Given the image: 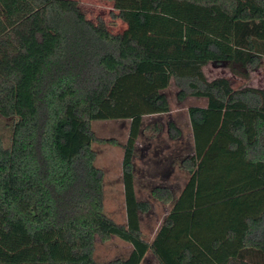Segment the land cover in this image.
Returning <instances> with one entry per match:
<instances>
[{
  "label": "trees",
  "instance_id": "16d2710c",
  "mask_svg": "<svg viewBox=\"0 0 264 264\" xmlns=\"http://www.w3.org/2000/svg\"><path fill=\"white\" fill-rule=\"evenodd\" d=\"M125 30L113 35L72 0H0V264H95L94 243L131 246L108 264H264V90L207 81L208 63L246 79L264 58V0H105ZM189 107L192 143L169 156L188 179L153 238L150 205L135 197L142 118ZM93 121H128L126 142L99 140ZM168 139L182 133L168 121ZM120 146L125 224L103 211V173L91 145ZM178 150V149H177Z\"/></svg>",
  "mask_w": 264,
  "mask_h": 264
},
{
  "label": "rangeland",
  "instance_id": "374dc122",
  "mask_svg": "<svg viewBox=\"0 0 264 264\" xmlns=\"http://www.w3.org/2000/svg\"><path fill=\"white\" fill-rule=\"evenodd\" d=\"M75 1L83 13L84 17L95 23L96 20H102L108 32L113 35L120 34L125 30V25L118 19L113 18L116 14L112 3L105 0H72ZM203 74L207 81L223 78L229 81L233 90L242 89L245 87H254L264 90V58L258 69L249 72L248 77L243 79L233 75L230 70L222 65L217 66L208 63L202 69ZM177 88L171 82L168 89L163 93L165 94L170 108V118L175 120L176 124L182 130L185 137H190L188 120L186 116V109L188 107L203 105V100H196L186 98L183 102H178L176 99ZM165 119V116H162ZM143 122L151 121L153 118L143 117ZM13 121L0 117V137L5 146L9 144L11 137V127ZM128 121H93L91 129L95 137L99 140H115L122 145L128 132ZM163 144V143H162ZM139 145L143 148L137 150V161L135 179L136 186L138 187L137 199L148 202L150 210L146 215L141 217L140 229L143 239L149 242L161 221L166 215L169 207L155 203L150 199L148 192L154 184L162 183V174H157L160 170L151 165V152L146 153V141L141 138ZM93 151L96 153L94 165L103 173V211L105 215L112 219L117 224H125V205L120 199L118 191L121 185V147L112 146L109 144L94 143L91 145ZM146 157L144 158V156ZM143 156V157H142ZM143 158V159H141ZM153 161H155L153 159ZM153 179V180H152ZM185 176L180 172H176L168 180V187L176 195L179 192L178 187H181ZM163 184V183H162ZM132 248L130 245L116 239L111 238L106 242L94 243L93 259L95 264H108L115 259H125ZM141 264H157L155 259L147 254Z\"/></svg>",
  "mask_w": 264,
  "mask_h": 264
},
{
  "label": "crops",
  "instance_id": "0c3cea01",
  "mask_svg": "<svg viewBox=\"0 0 264 264\" xmlns=\"http://www.w3.org/2000/svg\"><path fill=\"white\" fill-rule=\"evenodd\" d=\"M249 88H254V87H249ZM256 89H258V88H256ZM190 98L204 101L203 105H196V106H192V107H200V108H204L205 107V105H206V100L205 99H197V98H193V97H190ZM187 109H186V116H187ZM168 115L170 116V112L167 113V114L146 116L148 118H153V119H151V121H148L146 123L143 122V119H142V127H141L142 134L140 135V137L135 142V146H136V150H138V149L142 150L143 148L139 145V141H140L141 138L143 139V141H146L147 145H146V147H144V150L146 151V153L151 152V159H152L151 165H153L155 168H159L160 169L157 172V174H162L160 179H162V181H163L162 183L163 184L159 183V184H154V185L169 188L167 183H168V180L171 178V176L173 174H175L178 171V172H180L181 174H183L185 176V180L182 182L181 187H178L179 192H180L183 189V187L185 186L186 182H187L188 175L183 169L179 168V166L174 165L173 168L170 170V175L168 176V171H169V159L168 158H171L169 155L171 153H173V151L177 152V154L181 153L180 147H181L182 142L192 143L191 129H190L189 121H188V126H189V131H190L189 136L190 137H185L183 135L182 130L180 129V127L176 124L175 120L170 118ZM162 116H165V119H163ZM187 120H188V116H187ZM168 121H172L175 124V126L181 130L182 137L177 142H172V141H170L168 139V128H167ZM127 134H128V132H127ZM125 142H126V140H125ZM121 155H123L122 149H121ZM137 156L134 158V172L136 171ZM145 157H146V155L144 156V158ZM121 158H122V156H121ZM141 159H143V158H141ZM153 159L155 161H153ZM134 182H135V197H136V200L141 201V200L137 199V197H138V187L136 186L135 177H134ZM169 189L171 190V188H169ZM179 192H178V194H179ZM118 194H120V199L122 200V203L124 205L125 204V199H124V192H123L122 182H121ZM178 194H176V196ZM148 195H149V192H148ZM149 197H150V195H149ZM150 199H151V197H150ZM151 200H153V199H151ZM154 202L157 203V204H160L159 202H156V201H154ZM160 205H162V204H160ZM166 207L168 208L169 206L167 205ZM167 213H168V210L166 212V215H167ZM155 233H154V235H155Z\"/></svg>",
  "mask_w": 264,
  "mask_h": 264
}]
</instances>
